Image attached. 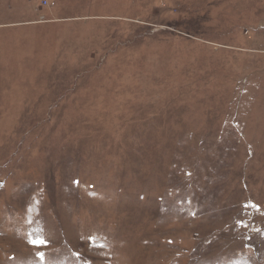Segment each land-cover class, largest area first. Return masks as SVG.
<instances>
[{
    "label": "rangeland",
    "instance_id": "1",
    "mask_svg": "<svg viewBox=\"0 0 264 264\" xmlns=\"http://www.w3.org/2000/svg\"><path fill=\"white\" fill-rule=\"evenodd\" d=\"M0 264H264V0H0Z\"/></svg>",
    "mask_w": 264,
    "mask_h": 264
},
{
    "label": "snow or ice",
    "instance_id": "2",
    "mask_svg": "<svg viewBox=\"0 0 264 264\" xmlns=\"http://www.w3.org/2000/svg\"><path fill=\"white\" fill-rule=\"evenodd\" d=\"M36 243H37V245H39V244H43L44 242L43 241H38Z\"/></svg>",
    "mask_w": 264,
    "mask_h": 264
}]
</instances>
